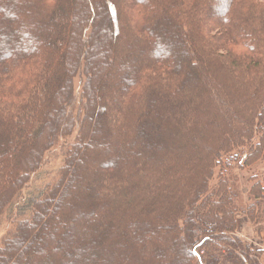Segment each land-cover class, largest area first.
Instances as JSON below:
<instances>
[{"label": "trees", "instance_id": "obj_1", "mask_svg": "<svg viewBox=\"0 0 264 264\" xmlns=\"http://www.w3.org/2000/svg\"><path fill=\"white\" fill-rule=\"evenodd\" d=\"M103 22L104 50L86 62L82 46L96 44ZM112 45L123 64L107 71L121 75L98 81ZM61 141L68 147L55 178L19 200ZM263 151L264 0H0V214L21 219L1 243L0 264H264V251L235 235L237 213L261 224L264 180L244 204L233 173ZM74 165L86 177L70 181L77 206H63L59 248L68 254H22L30 234L51 243L47 204Z\"/></svg>", "mask_w": 264, "mask_h": 264}, {"label": "rangeland", "instance_id": "obj_2", "mask_svg": "<svg viewBox=\"0 0 264 264\" xmlns=\"http://www.w3.org/2000/svg\"><path fill=\"white\" fill-rule=\"evenodd\" d=\"M95 18H96V16L93 15V16H90L89 19H87L88 22H91V26H93V31L91 32V36H95V31H96V28H94ZM110 21H111V19H110ZM106 34H107V26H104V22H103V26L99 27V33H98V35L96 37V41H95L96 44H94V46H92V48H91V44H90L91 38L89 39L88 43H84L83 44L82 47L85 48V50H86L85 53H84V58H85L86 62H87V56L88 55H90V56L93 55V57L95 59L96 58L99 59V57H101L100 55L102 54V52L104 50V47L101 46L98 41L100 39L105 41V39H107V38H105ZM117 35H118V31H116V30L113 31L112 34H110L111 39H112L113 42H115V39H116ZM109 48H110V50H109L110 51L109 52L110 53V57L108 59V64H106L104 66L103 73H100V77H98V81H101L103 78L109 77L110 75L113 76V78H117V77H119L121 75L120 70L119 71H114V73L111 72L110 70L107 71L108 67H112L113 66V62L114 61L117 62V64H116L117 67L118 66L120 67L123 64V60L120 57L117 58V47L112 45ZM84 70H85L84 71L85 74L89 76L88 68L86 66H85ZM185 72H186V70H185ZM194 76H197V75H194ZM84 81H85V76L83 75L82 69H80L78 74H76L75 77H73L71 79L72 91H73V93L75 95V100L77 101L76 104L79 103L78 100H79V98L81 96L82 86H83V82ZM198 88H199V85L196 84V90ZM198 92H199V89H198ZM101 104L102 103L99 102L98 110H96L95 115L100 114V112L102 111L100 109ZM189 106L192 107L193 103L190 102ZM55 111H56L55 109H53L51 111L50 119H52V117L55 116L54 115ZM93 118H96V117H93ZM214 120L216 121V118H214ZM208 121H213V118H212V120H208ZM160 127H162V125H160ZM96 130H97L96 127H93V132L96 131ZM160 135H162V134H160ZM163 138H165V137H163ZM89 139H90V141H92V138H89ZM148 139H149V142L153 141L152 137H150ZM98 144H100L99 147H102L101 145L103 144V142L101 143L99 141ZM67 147H68L67 143L61 141L59 144L54 145L47 153H45L43 155V158L41 160L39 168L29 176L28 184L20 192L19 195L21 197H20L19 200L24 199V197H23L24 193L32 190L33 188H36V187L40 186L41 184L49 183L55 178L57 169L62 165V162L64 161L63 156L65 157L64 154H65V151H66ZM85 151H86V149H84L82 152L85 153ZM159 152H161V148H159ZM244 158L245 157L242 156V158L239 160V163L243 162ZM83 159L84 158L80 159L81 163L83 162ZM92 159L98 160L100 158L98 156H94V157L92 156ZM104 159H106V158L100 159V161H103ZM82 169H83L82 172H78L77 171V166L74 165L73 172L71 173V176H70V179H69V186H66L63 189V193L61 194L59 200L56 203L54 201H52V202H49L47 204L48 205V209H50L51 207H53V209H54L53 212L51 213V215L47 216V222H46V225H45V228L47 227V228H49V230H52V229L55 230L54 237H52L51 243L49 244V245H51L50 248L53 247L54 251H50L49 252V245L47 246V244L46 245L44 244L45 242L42 240L43 239L42 235L36 234L38 236V238L35 239L36 238L35 235L34 234H32V235L30 234L28 236L30 238L29 239V245L22 250V254L23 253H27V254L30 253L31 254L32 253L31 251L40 250V252L42 253V256L43 255H44V257L46 256V258H44L46 260H48L47 259V257H48L47 254H50V253H53V252H58V251L61 252V251H63L66 254H68L67 249L65 247H62V246L59 248V245L60 244L61 245L64 244L61 239H62V236L64 234V231H66L65 228L69 225V223H68V225H66V224L65 225L64 224L61 225L60 223H63V222L60 221V219L63 217V214H65V211H66L65 209H63V206L65 205V203L67 204V202H68V205H69L68 207L69 208L72 207V206H75V207L77 206L75 201L73 203H71V199L70 198H72L75 193H73L74 188H72L73 186L70 184V181H74L75 180V179L73 180V177H75L74 175H76V174H78L79 177L84 176V179H85V177H86L85 176V170H84L85 168H82ZM233 173L235 174V176L237 175V178L239 179L237 184H236V186H235L236 188H234L235 189L234 191H236L239 194V197H240V199L243 200L244 204H246L248 201L249 202H253V199L249 196L248 192H249L250 187L254 183H256L257 181H263L264 180V151H263V154H262V158L256 164H254V165H252V166H250L248 168H245L244 171H242V172L234 170ZM215 176H216V173H215ZM215 176L211 179L210 182H208V186H209L210 189L217 183V180H216ZM20 202L21 201H19V203ZM163 202L164 201L161 200L160 201V205L163 204ZM144 204L147 206V201L144 202ZM17 205L18 204L17 203L15 204V202H14L12 207H16ZM257 211L261 214V216L258 219V222H261V224L260 225H256L255 227H253V225L245 217L241 218L240 217L241 214L237 213L236 216H237L238 219H237V226H236L237 229L235 231V235L237 237H239L241 240H244L245 235L246 236L249 235L251 239L255 238L252 233L256 234V232H257V236L259 238H263L264 237V235H263L264 234V228L261 229V231H260V228L264 227V202H260V203L258 202ZM17 213H18L17 210H12V212H8L7 209H5L2 212V214H0V246H1V243L8 237V235H9V237L12 236V234L14 233V230L16 229L17 224L21 221V219L19 218ZM52 217H55L54 219H55L56 222H52L51 221ZM161 219L162 218L160 216H158L157 213H155V217H154L153 220L155 222H157V223L158 222L160 223ZM35 222H36L35 225L37 226L38 225V221L36 219H35ZM44 224H45V222H44ZM246 225L251 226V228L253 227L251 229V233L248 232L247 229H245V227L247 228ZM152 226H154V225H152ZM150 227H151V225H149L147 227V230H145L146 232H144V233L151 232L152 231L151 228H153V227H151V228ZM256 228H258L259 230H256ZM41 229H42V227H41ZM259 231H260V233H258ZM39 233L42 234V230H40ZM247 240L248 239H245V241H247ZM249 242H250V240H249ZM43 245H44V247H43ZM75 248H76V246H75ZM57 249H59V250H57ZM30 254H29V256H30ZM165 254L163 253L162 257H163V255L165 256ZM174 254H176V253H174ZM58 256L61 257V255H58ZM263 256H264V254L262 256H259V257L261 258ZM166 257H168V256L166 255ZM8 261H6L5 263L8 264ZM88 261H90V260H88ZM190 264H197V263L195 262V260H193Z\"/></svg>", "mask_w": 264, "mask_h": 264}, {"label": "crops", "instance_id": "obj_3", "mask_svg": "<svg viewBox=\"0 0 264 264\" xmlns=\"http://www.w3.org/2000/svg\"><path fill=\"white\" fill-rule=\"evenodd\" d=\"M245 223V222H244ZM247 226V228L245 227V229H247L248 230V232H250L251 233V226H248V225H246ZM250 228V229H249ZM242 230V229H241ZM253 235H254V237L255 238H253V239H251L250 238V236L249 235H245V239H248L247 240V242L249 243V244H251L253 247H255V249H257L258 247H260V249H264V237L263 238H259L258 236H257V233L255 234V233H252ZM264 235V234H263ZM249 240H250V242H249Z\"/></svg>", "mask_w": 264, "mask_h": 264}]
</instances>
